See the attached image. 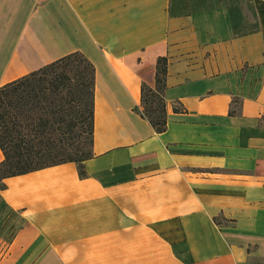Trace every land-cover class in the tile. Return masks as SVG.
<instances>
[{
	"label": "crops",
	"instance_id": "obj_1",
	"mask_svg": "<svg viewBox=\"0 0 264 264\" xmlns=\"http://www.w3.org/2000/svg\"><path fill=\"white\" fill-rule=\"evenodd\" d=\"M72 52L92 156L4 179L0 264H264V0H0V86Z\"/></svg>",
	"mask_w": 264,
	"mask_h": 264
},
{
	"label": "trees",
	"instance_id": "obj_2",
	"mask_svg": "<svg viewBox=\"0 0 264 264\" xmlns=\"http://www.w3.org/2000/svg\"><path fill=\"white\" fill-rule=\"evenodd\" d=\"M166 67V58L158 57L155 86L142 83L135 108L158 133L166 129ZM93 101L94 66L80 52L1 85L0 190L7 177L66 162H76L84 176L83 162L92 156Z\"/></svg>",
	"mask_w": 264,
	"mask_h": 264
}]
</instances>
